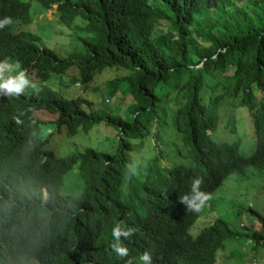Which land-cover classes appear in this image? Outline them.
Masks as SVG:
<instances>
[{
    "label": "trees",
    "instance_id": "16d2710c",
    "mask_svg": "<svg viewBox=\"0 0 264 264\" xmlns=\"http://www.w3.org/2000/svg\"><path fill=\"white\" fill-rule=\"evenodd\" d=\"M71 2L92 33L83 39V54L60 58L36 35L12 32L16 21L29 22L28 3L0 0V19L13 21L0 29V60L35 68L40 80L74 65L82 84L106 67L122 68L125 72L104 85L109 95L129 94L131 102L119 115L87 112L81 97L62 98L43 85L18 98L0 93V264H125L107 247L119 220L136 229L130 240L122 238L129 255L147 250L152 264H214L228 236L264 246V216L250 206L246 209L260 223L259 230L240 233L221 218L209 223L200 217L192 235L188 228L198 212L186 210L173 229L165 227L169 203L187 182L179 164L150 185L124 187L126 152L149 134L157 138L169 110L173 130L199 167H216L213 177L204 170L201 191H212L230 173L264 165V0H249V5L233 0H68V6ZM160 21L164 27L156 29ZM227 97L231 110L243 106L251 119L254 146L248 154L237 149V140L214 141L208 132L216 128L218 108ZM163 101L169 105L158 111ZM41 108L56 112V127L69 133L100 121L113 125L117 150L84 147L55 158L40 146L32 111ZM74 167L82 192L63 195L58 191L63 173ZM154 192L161 198L155 199Z\"/></svg>",
    "mask_w": 264,
    "mask_h": 264
},
{
    "label": "rangeland",
    "instance_id": "374dc122",
    "mask_svg": "<svg viewBox=\"0 0 264 264\" xmlns=\"http://www.w3.org/2000/svg\"><path fill=\"white\" fill-rule=\"evenodd\" d=\"M26 1L29 3L30 21L23 23L24 30H29L38 35L39 44L52 49L60 58L71 54L80 55L85 52L83 39H87L92 33L85 29L86 19L82 17L78 9L74 10L68 6L63 12V17H58L55 6L46 10L37 0ZM233 3L249 5V0H233ZM21 23H16L13 30H22ZM164 24L163 21H160V25L156 26V29L164 27ZM123 72L125 70L122 68L106 67L101 72L96 73L92 80L83 86L78 82H73L74 77L78 76V72L75 66H70L63 75H51L45 82L64 98L80 95L91 101V107L94 106L93 110H106L111 113L115 110L121 114L125 106L131 102L130 95L125 94L121 98L120 93L116 92L109 96L104 82L106 79ZM32 78H35L33 72L30 73L29 79L37 85L38 82ZM229 101L230 99L227 97L221 103L218 108L217 126L208 132L214 141L230 142L237 140V149L243 154H248L254 146L251 119L243 106L231 110ZM166 103L169 105L168 101ZM164 105L163 102L161 108H164ZM83 107L87 108L85 104ZM157 110L160 111L158 107ZM172 116L173 113L169 110L167 117L161 121V126L168 132L160 135L163 144H160L158 148L164 154L161 160L169 164L165 155L168 156L170 153V158H174L173 163H192L190 155L182 153L185 151V147L180 136L172 128ZM117 133L116 127L102 121L92 124L87 131L77 129L72 134H67L63 129L57 130L52 121H44L39 126L41 137L49 136L47 148L51 149L57 156H68L84 147L114 153L118 144ZM153 141L152 136L147 135L143 139L142 148L131 153L136 163L142 164L157 154V147ZM187 149L189 150L188 146ZM82 189L83 182L78 175L77 167L67 170L59 184V192L63 195L78 196ZM208 201H210L211 210L208 215L203 214V222L215 217L221 218L229 227L240 233L248 230H259L260 223L246 208L250 206L264 216V165L259 168L249 166L241 174H228L211 193V198ZM194 223L195 221L188 228L192 235H195L199 230L193 226ZM214 264H264V246L254 245L248 238L228 236L224 239L222 247L217 249Z\"/></svg>",
    "mask_w": 264,
    "mask_h": 264
},
{
    "label": "clouds",
    "instance_id": "9594fccd",
    "mask_svg": "<svg viewBox=\"0 0 264 264\" xmlns=\"http://www.w3.org/2000/svg\"><path fill=\"white\" fill-rule=\"evenodd\" d=\"M23 1L28 3V1H26V0H23ZM37 1L46 10H50L55 6V9L57 12L56 15L58 14V17H63L64 10L68 8V0H37ZM70 1H72V0H70ZM58 6H60L61 10L58 9ZM72 6H73V3L71 2L69 7L71 8ZM74 8H76V6ZM82 8L83 7L81 5H79V9H82ZM28 9H29V3H28ZM54 18H56V17H54ZM12 22L13 21H12L11 17L6 16L3 19H0V29H3V28H5V26L12 24ZM18 22H20V21H16L14 23V25ZM21 25H22L23 31H28V32L32 33L29 30H24L25 26L23 23H21ZM13 27L11 28L12 32L16 33V32L21 31V30L15 31V30H13ZM32 34H34V33H32ZM34 35H36V34H34ZM36 36L39 38L38 35H36ZM42 46H45V45H42ZM72 66H74V65H72ZM66 69H65V71H66ZM101 71L95 72L94 75L96 73L101 72ZM31 72H33V74L35 76V78H32V79H34L38 82L37 85L34 84L29 79ZM77 72H78V69H77ZM63 73H62V75H63ZM51 75L56 76L57 74H55L54 72H50L49 76L46 79L40 80L39 77L35 73V68H25V67L21 66L20 63L18 61H16L15 59H9V58L1 59L0 60V93H2L4 96H6L8 98H18L21 95H23L24 93L27 94L28 92L30 93L31 91L39 92L40 85H43L46 88H49L50 90H53L45 82L48 78H50ZM55 76H53V77H55ZM76 77H74L73 82L80 83L79 81L76 80ZM92 78L88 82H90L92 80ZM80 84H82V83H80ZM82 85L84 86L85 84L83 83ZM29 88H31V89H29ZM53 91L56 93L55 90H53ZM56 94L58 96L62 97L58 93H56ZM113 94H110V95H113ZM76 97H81L84 100L81 102V107L85 111L89 112V111L93 110L92 108L94 106L91 107V101L87 100L86 98H83L80 95H77V96L71 97V98H66V99H74ZM62 98H64V97H62ZM105 100L107 101V99H105ZM163 102H160L158 104V109H159V106H161L163 104ZM84 104L87 106V108L83 107ZM164 104H167V103L164 102ZM94 105H95V103H94ZM94 111H96V110H94ZM113 111L116 112L115 110H113ZM96 112H101V111H96ZM32 113L38 119L37 132H39V126L42 122H44V121H48V122L52 121L53 122V120L57 116L56 112H50L44 108L34 109L32 111ZM119 115H123V114L121 113ZM14 119H15V122L17 124L21 123V121L18 118H14ZM95 123H98V122H95ZM92 124H94V123H92ZM92 124H90L86 129H84L81 125H79V126H77L76 130L81 129L82 131H87ZM54 126L56 127L55 123H54ZM56 129L57 130L63 129L67 134H72L76 131L75 130L74 132L69 133L67 131L66 127H63V126L60 128L56 127ZM164 133H168L165 131V128L162 129V131H161V134H164ZM161 134H159L157 138H155L154 135L149 134L152 136V139L154 140L153 143L157 147V154L152 156L151 158H148L144 163H142V164L136 163L134 161L132 154H131L133 152L139 151L142 148L143 140H142V142L137 141L138 144L134 145L132 147V149H130L126 152V157L128 159V162H126L127 174H126V178L124 181V187H127L129 185V183L135 185V187L138 184L150 185L151 182L162 179L164 174H167V171L172 169L171 168L172 166H170V165H176V164L181 165L182 167H180V168L187 175V182L184 185L182 192L176 193L173 196V198L171 199V201L169 203V206H170L169 214L167 216V219L165 221H163L165 227L173 229L175 222L177 221V218L182 211L184 212L186 210V211H191V212H198V215H197L196 219L194 218L193 222L195 220L199 219L200 217H203L204 216L203 214L208 215L210 210H211L210 209V201H208V200H210V198H211V193L215 190V188L217 186H219L221 184L222 181L220 182L219 185H217L212 191H209L208 193L201 191V185L204 183V181H203L204 170L206 168H208L210 173L212 174L211 177H213L215 175V172H216V167L212 164H207V167L202 166V168H200L199 167L200 163L195 161V159L192 157L191 151H189L187 149V145L185 144V142L183 141V139L181 137H180V140L183 143V146L185 147V151L182 153H185L186 155H190L192 163L176 162L174 164L173 163L174 158H170V156H171L170 153L168 154V156L165 155V159H167L166 161H168L169 164L164 163L161 160L162 157H164V154H163L162 150L160 148H158L160 144H163V141L160 139ZM177 134L179 135V133H177ZM39 137L43 141V142H40V146L43 150L50 152L55 158L56 157H63V156L55 155L51 149L47 148V142L49 140V136L41 137V135L39 134ZM172 140L173 139L171 138V141ZM41 188H42V192H43V197H45V195L47 193V188L45 186H42ZM58 191H59V187H58ZM152 196L155 199L161 198V194H159L157 192H154L152 194ZM130 199L131 198H129L128 200H130ZM212 220L206 219L204 222L210 223V222H212ZM135 231H136V229L132 228L130 225L124 223L123 221H121V220L117 221V223H115V225L113 226L112 231H111V235L113 237V242L108 243V245H107L109 251L113 255H115L117 258H120L125 264H134V261L138 264H152V256H151L149 251L143 250V251L135 253L134 255H129L128 248L126 247V245L124 243H122V238H123V240H130V238L135 233Z\"/></svg>",
    "mask_w": 264,
    "mask_h": 264
}]
</instances>
